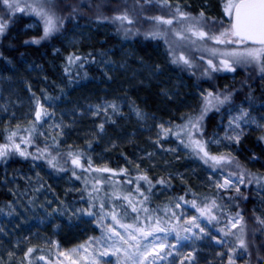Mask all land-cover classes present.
I'll list each match as a JSON object with an SVG mask.
<instances>
[{"label":"rangeland","instance_id":"rangeland-1","mask_svg":"<svg viewBox=\"0 0 264 264\" xmlns=\"http://www.w3.org/2000/svg\"><path fill=\"white\" fill-rule=\"evenodd\" d=\"M187 1L0 0V55L2 39L19 24H24L22 30L37 31L38 40L61 36L79 58L81 43L100 26H110L126 39L100 60L105 86L69 96V90H80L74 85L50 103L39 66L26 63V70H19L12 64L9 73L0 72V129L6 130L0 159L31 157L48 168L73 170L72 159L57 142H96L97 150L90 151L100 170L86 165L88 189L107 181L108 190L128 202L131 188L104 164L106 146L117 144L118 137H139L149 148L136 158V172L154 171L182 182L195 179L218 192L259 189V215L252 209L213 224L210 206L177 201L165 192L160 198L171 210L165 225L139 226L110 213L91 221L77 243L65 246L42 211H29L20 214L23 224L14 229L0 225L1 255L42 246L48 255L27 264H264V154L256 151L257 141L264 142V45L248 44L234 34L231 13L237 0H220V19L192 12ZM134 38L158 44L167 70L179 77L184 73L197 87L192 97L181 95L184 82L166 71L170 86L162 95L175 100L176 118L153 113L134 96L137 85H162L157 75L163 69L133 52ZM212 126L213 134L208 131ZM105 173L117 180L105 179ZM232 233L237 235L234 247L225 237Z\"/></svg>","mask_w":264,"mask_h":264},{"label":"trees","instance_id":"trees-1","mask_svg":"<svg viewBox=\"0 0 264 264\" xmlns=\"http://www.w3.org/2000/svg\"><path fill=\"white\" fill-rule=\"evenodd\" d=\"M187 8L192 12H202L207 17L220 19L224 16L223 4L220 0H188ZM23 25L19 24L17 28L8 30L2 39L0 72L9 73L12 64L19 70H26V63L39 66L41 87L46 91L49 103L51 99L63 98L65 96L63 91L74 85L80 90H76L75 94H73L74 89L69 90L71 94L69 96L78 95L84 90L91 91L94 87L105 86V76L100 60L110 50L122 47L126 41L116 33L114 28L100 26L91 31L88 42L81 43L78 51L81 54L79 58L67 50L61 36H54L45 41L38 40V32L31 29L22 30ZM131 48L140 58L162 65L163 68L157 75L162 85L156 82L137 85L133 90L134 96L153 113L176 118L175 111L178 106L174 104L175 100H169L162 95V91L169 88L171 79L166 78L169 70L159 52L160 46L149 40L134 38ZM169 74L184 82L180 89L181 95H184V92L185 95L192 97L197 88L192 79L187 78L184 73L180 74V77L171 72ZM163 83L168 86H163ZM58 86L62 91L58 89ZM183 101L192 103V100L188 101V98ZM214 130L212 126L208 131L212 133ZM5 131L4 128L0 129V140L6 134ZM116 140L117 144L114 146H106L108 154L104 164L109 171L118 173V180L121 183L131 188L128 202L123 197H115L113 192L108 190L107 181H102V186L97 190L88 189L87 179L83 177L88 169L86 165L92 164L95 169L100 170L98 166H95V163H99L97 155L91 154L92 150H97L96 142L68 146L66 143L57 142L59 149L72 159L71 162L75 165L73 170L48 168L31 157L5 156V159H0V225L14 229L23 224L20 220L22 214L27 215L29 211L40 210L52 224L56 225L58 241L62 245L71 246L79 241V236L87 232L91 221L106 218L110 213H115L124 221L139 226L165 225L171 220L170 206L164 205L160 198L165 192L177 201L185 203L193 201L199 207L210 206L213 224L220 225L223 218H229L238 213L243 216L252 209L255 211L254 215H259L257 199L262 197L258 196L259 189L218 192L202 188L195 179L182 182L175 178L171 180L163 178L164 176L160 177L154 171H147L144 174L136 172L135 160L140 152L148 150V142L139 137H135L133 141H126V137H118ZM256 151L264 154L262 140L257 141ZM57 163L63 164L59 160ZM73 171L77 173V176H73ZM138 173L140 176L137 175ZM95 175H97L96 172ZM260 175L261 183L264 184V174L260 172ZM104 177L107 180H117L108 173H105ZM68 180L69 183L66 182ZM171 204L173 205L172 202ZM225 237L234 247L237 235L232 233ZM48 253L42 246H25L23 249L8 253L5 257L0 254V264H27L37 257H46ZM242 264H250V260Z\"/></svg>","mask_w":264,"mask_h":264},{"label":"water","instance_id":"water-1","mask_svg":"<svg viewBox=\"0 0 264 264\" xmlns=\"http://www.w3.org/2000/svg\"><path fill=\"white\" fill-rule=\"evenodd\" d=\"M231 22L238 39L251 45H264V0H237Z\"/></svg>","mask_w":264,"mask_h":264}]
</instances>
